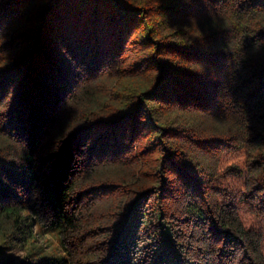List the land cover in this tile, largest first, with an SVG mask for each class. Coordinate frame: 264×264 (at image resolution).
Wrapping results in <instances>:
<instances>
[{
  "label": "trees",
  "instance_id": "16d2710c",
  "mask_svg": "<svg viewBox=\"0 0 264 264\" xmlns=\"http://www.w3.org/2000/svg\"><path fill=\"white\" fill-rule=\"evenodd\" d=\"M0 264H264V0H0Z\"/></svg>",
  "mask_w": 264,
  "mask_h": 264
},
{
  "label": "rangeland",
  "instance_id": "374dc122",
  "mask_svg": "<svg viewBox=\"0 0 264 264\" xmlns=\"http://www.w3.org/2000/svg\"><path fill=\"white\" fill-rule=\"evenodd\" d=\"M37 234V244L41 245L45 251L56 252L60 247L57 236L54 233L44 232L43 230L38 229ZM24 253V250H16L13 252L16 257H21Z\"/></svg>",
  "mask_w": 264,
  "mask_h": 264
}]
</instances>
